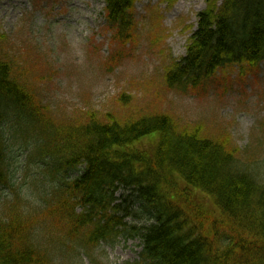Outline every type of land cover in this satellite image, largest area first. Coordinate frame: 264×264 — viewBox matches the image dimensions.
<instances>
[{"label":"trees","instance_id":"1","mask_svg":"<svg viewBox=\"0 0 264 264\" xmlns=\"http://www.w3.org/2000/svg\"><path fill=\"white\" fill-rule=\"evenodd\" d=\"M208 2L185 57L167 70L170 89L202 88L220 71H252L264 62V0ZM135 3L105 0L116 40H130ZM85 117L54 122L50 107L0 61V192L11 188L15 135H34L44 172L56 181L37 214L0 218V264H45L48 252L29 239L36 232L22 221L28 216L48 230L57 226L88 252L121 235L139 239L141 258L128 264H264V181L228 135L209 138L202 125L180 126L164 114Z\"/></svg>","mask_w":264,"mask_h":264},{"label":"rangeland","instance_id":"2","mask_svg":"<svg viewBox=\"0 0 264 264\" xmlns=\"http://www.w3.org/2000/svg\"><path fill=\"white\" fill-rule=\"evenodd\" d=\"M208 4L136 0L131 38L124 42L108 28L105 0H0V61L9 62L15 78L50 107L56 123H82L88 111L101 120L106 114L122 121L168 115L180 126L202 125L209 138L228 135L244 164L264 181V62L252 71H220L189 91L167 84L169 66L185 57ZM32 136L10 139L11 188L0 192V218L7 212L37 214L56 184L44 172L48 166ZM28 217L22 221L36 232L29 239L49 254L45 264H128L141 258L139 239L121 235L88 252L57 226L48 230L42 219Z\"/></svg>","mask_w":264,"mask_h":264}]
</instances>
